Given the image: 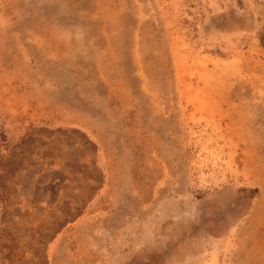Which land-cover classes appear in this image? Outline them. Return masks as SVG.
Returning a JSON list of instances; mask_svg holds the SVG:
<instances>
[{
  "label": "rangeland",
  "instance_id": "obj_1",
  "mask_svg": "<svg viewBox=\"0 0 264 264\" xmlns=\"http://www.w3.org/2000/svg\"><path fill=\"white\" fill-rule=\"evenodd\" d=\"M0 264H264V0H0Z\"/></svg>",
  "mask_w": 264,
  "mask_h": 264
}]
</instances>
